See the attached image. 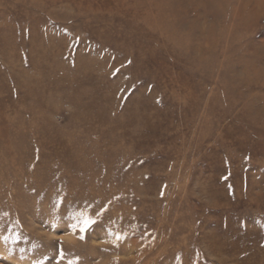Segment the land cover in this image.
<instances>
[{
	"label": "rangeland",
	"instance_id": "rangeland-1",
	"mask_svg": "<svg viewBox=\"0 0 264 264\" xmlns=\"http://www.w3.org/2000/svg\"><path fill=\"white\" fill-rule=\"evenodd\" d=\"M143 1L0 0V264H264V17Z\"/></svg>",
	"mask_w": 264,
	"mask_h": 264
},
{
	"label": "bare ground",
	"instance_id": "bare-ground-1",
	"mask_svg": "<svg viewBox=\"0 0 264 264\" xmlns=\"http://www.w3.org/2000/svg\"><path fill=\"white\" fill-rule=\"evenodd\" d=\"M182 1L183 0H176V1L149 0L146 3H144V1L139 2V3L137 2V3H138V5H142V6H144L145 4H149V5H152L153 7H156L158 5L159 6L170 5L174 9L173 5H175V4L179 5V4H181ZM193 1H196V3L198 2V4H201V5H199L200 7L204 4H208V5L210 4L211 12L213 13V15L217 19H219L218 17H220V16L222 18V8L225 11L227 9L226 5H228L231 2L234 5V7L239 8L238 9L239 12H237V16L242 17L241 22H240L241 25H242L243 21L248 20V19H244V17H248V18L250 17V19H252L254 21H256L260 17H264V0H193ZM184 2H185V0H184ZM184 2H183V4H184ZM173 9H170L172 15H173ZM174 11H176V10L174 9ZM159 23H162V25H164L165 24L164 19L161 18ZM159 23L156 25L157 28L163 27L161 24L159 25ZM130 24L134 25L135 24L134 20H131ZM214 25L216 26V23H214ZM170 31H171V29H170ZM174 40L176 43L181 44V42L178 38L175 37ZM34 49H36V48H34ZM36 50H37L36 55H40V53H42V51H40L39 48H37ZM20 83H21V85L28 86V87L29 86H35V84H37L36 82H34L32 79H30L28 77H23V79L20 80ZM64 145L65 144H62V146H64ZM72 261L74 262V260H72Z\"/></svg>",
	"mask_w": 264,
	"mask_h": 264
},
{
	"label": "snow or ice",
	"instance_id": "snow-or-ice-1",
	"mask_svg": "<svg viewBox=\"0 0 264 264\" xmlns=\"http://www.w3.org/2000/svg\"><path fill=\"white\" fill-rule=\"evenodd\" d=\"M93 223H95L94 220L88 218L87 216H84L83 217V220H82V225L80 227V231L81 232L85 231ZM73 227H75V225ZM117 239H120V236L119 235H117ZM61 258H63V255L62 254H61ZM68 264H74V262L72 260H69L68 261Z\"/></svg>",
	"mask_w": 264,
	"mask_h": 264
}]
</instances>
